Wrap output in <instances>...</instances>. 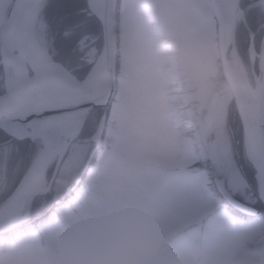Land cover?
<instances>
[{
    "label": "rangeland",
    "instance_id": "rangeland-1",
    "mask_svg": "<svg viewBox=\"0 0 264 264\" xmlns=\"http://www.w3.org/2000/svg\"><path fill=\"white\" fill-rule=\"evenodd\" d=\"M15 1L0 0V40ZM157 1L117 3V60L123 71L116 76L102 148L90 169L89 212L68 235V247L63 236H54L49 247L66 246L78 264H264V186L222 69L213 56L192 61L174 30L164 26ZM89 6L91 14H86L80 11L86 7L83 0H42L33 19L36 39L51 59L74 71L87 68L85 75L103 46L99 18ZM201 8L199 31L210 30L209 3ZM253 15L243 7L235 19L234 50L241 73L257 89L258 77L252 80L246 71L252 62L247 38ZM92 47L99 49L97 55ZM2 55L0 41L1 82L5 69L15 76ZM191 63L200 64L199 72ZM214 92L219 99L207 129L204 116ZM102 112L89 114L83 128L88 141L72 148L86 155L93 148L89 137ZM20 132L32 135L33 129L27 125ZM27 139L36 144L28 148L29 164L41 137ZM22 156L0 144V203L20 183L27 159ZM214 177L238 200L257 209L263 205L259 215L242 217L222 204ZM28 213L25 208L19 220ZM19 220L0 235V264H40L39 230L21 227Z\"/></svg>",
    "mask_w": 264,
    "mask_h": 264
},
{
    "label": "flooded vegetation",
    "instance_id": "flooded-vegetation-1",
    "mask_svg": "<svg viewBox=\"0 0 264 264\" xmlns=\"http://www.w3.org/2000/svg\"><path fill=\"white\" fill-rule=\"evenodd\" d=\"M83 1L86 7L80 11L83 10L82 12L91 14L89 6L90 0ZM204 1L209 3V10L211 11V13H209L210 17L208 18V26L210 30L199 31V25L202 23V21H200L202 16L201 6ZM216 1V4L223 9L220 0ZM117 3H119V0H117ZM157 3L160 8V15L164 21V26H166V29L170 33L171 29L174 30V38L178 42L185 44V49L192 61H202L205 57L213 56L216 58L215 61L218 62L220 68H222L219 49V20L216 11L214 10V0H158ZM243 7L254 12V15L250 17V26L248 28L249 38H247V45L252 52V62L249 69L246 71H249V77H251L252 80L255 81V78L258 77L259 84H262V99L264 107V0H240L239 9L236 18L234 19L238 20V16ZM182 27L188 28L189 31L182 33ZM251 29H254L255 32L252 33L250 31ZM188 46L190 49H188ZM237 58L239 59L238 55ZM190 66L194 73L199 72L200 64L198 66L196 63H191ZM0 67L3 69L5 68L1 62ZM74 69L75 68L71 69L72 72H74ZM120 71L122 73L123 69L119 66V61L117 60L116 76H118ZM29 73L32 74V71L30 70ZM9 76L8 69L7 71L5 69V78L3 79V82H1L2 77L0 76V94L8 92L10 88L14 87L13 84L7 86L6 81ZM122 76L124 79L127 77L126 73H123ZM13 78H15V76ZM249 84L253 89L255 88L250 82ZM110 107L111 103L108 108L109 110L106 112V124ZM103 113L104 111L101 115ZM83 128H85V125ZM83 128H81V132L77 138L73 139L69 144L62 157L59 152L60 150L54 152L51 161L39 176L30 192H16V185L14 189L15 191L11 195L13 198L17 197V202L13 207H17L19 204L22 206V210L15 221L17 219L19 220L24 209L27 208L29 210L28 216L23 221L19 220L21 221L20 226H35L39 230V233L37 234L40 243L37 244L39 246L40 244L42 245L40 250L43 252L40 264H78L76 263V260L74 261L72 258L70 254L71 250L67 249L66 246L50 248L49 243L51 242V239H54V236L57 238L63 236L68 242V247V244H71L72 242L68 235L74 233L73 231L78 228L76 226L77 224L85 221L84 219L89 212L88 210L92 196V178L90 169L98 154L96 153L93 160L87 168L84 169L88 156L93 148L89 149L87 155L82 154L81 151L77 150L79 147L73 146L72 148V145H80L81 143H86L88 141V138L85 137L86 134H84ZM0 131V133H2L0 144H8L11 146V150L14 151V153L22 152L23 156L21 158L27 156L29 147L36 145L35 142L32 143L26 138H20L15 135L10 136L5 133V130L3 129H0ZM104 135L105 132L103 133V137ZM103 137L98 152L102 148ZM89 138L90 142H92L91 135ZM37 143H40L41 146L39 145L40 147H38L37 150H34L36 153L32 157V160L27 164V156L24 165L21 167L22 177L32 164L38 151L43 147V141L40 140ZM20 145L25 147L24 151L20 148ZM83 157V162L81 160L80 164H78L79 158ZM20 161H22V159ZM20 161H16V165L19 166ZM15 194H18V196H14ZM9 198L2 201L0 205L7 203ZM11 227H13V225ZM11 227L9 229H11ZM73 243L75 244V242Z\"/></svg>",
    "mask_w": 264,
    "mask_h": 264
},
{
    "label": "water",
    "instance_id": "water-1",
    "mask_svg": "<svg viewBox=\"0 0 264 264\" xmlns=\"http://www.w3.org/2000/svg\"><path fill=\"white\" fill-rule=\"evenodd\" d=\"M42 0H35L38 4ZM214 0V10L216 11L217 18L219 20V49H220V59L222 65V72L225 81L233 95L237 111L241 118L242 124L246 136L249 135L251 143L253 145L256 160L258 162V174L259 178L264 186V110L262 102V84L257 87L258 100L262 103V112L260 118L258 119L253 106L248 100L241 83L239 81L237 72L235 70V58L233 57L234 49V22L239 9L240 0H229L231 5L230 16L226 18L225 12L219 5L216 4ZM117 0H103V17H99L102 32H103V48L102 53L105 55V73L107 80V88L102 93H91L90 96L80 99L77 101H71L69 103H63L56 106H51L41 108H27L22 110H0V127L5 129L9 126H19V125H31L35 122L48 121L56 117H63L67 114L76 115L77 124L70 134H65V130L62 127L59 128V137L63 141L64 145L60 149V155L64 154L65 150L73 139L81 132V128L85 124L88 114L95 108H107L111 102L112 96L115 91V73H116V21H117ZM11 21V15L7 19L3 29L1 42L3 44V37L5 34V29ZM3 51V45H2ZM93 53H97V49L92 48ZM13 56L16 57L18 63L19 78L13 88H10L8 92L0 96V99L10 97L15 91L18 92L23 87V82L27 79H32L37 75V71L30 65L27 60V50L25 47H21L13 51ZM4 59V56H3ZM52 60V59H51ZM52 62L57 65L60 73L64 74L68 80H75L77 83H83L84 80L77 79L69 69H66L60 63L52 60ZM93 63V60H90ZM31 67L33 75L30 76L28 67ZM49 68V67H48ZM47 67H42L39 71L40 77L45 76L52 69ZM62 89V88H61ZM64 90V89H63ZM82 94H87V91H83ZM20 93H18V98ZM218 100V94L213 93L206 115L205 122L207 127L210 128L215 119V107L216 101ZM197 111L201 112V107H197ZM241 112L245 114L247 124L244 123ZM106 122V114H103L99 120L97 129L91 135V139L95 143L94 148L91 150L87 163L84 169L90 164L93 159L94 154L100 147L102 135L104 132ZM44 141V147L38 151L36 158L32 161L31 166L25 172L23 179L21 180L16 192H30L36 183L39 176L42 174L48 163L51 161L54 155V149ZM83 169V170H84ZM217 190L228 202V204L241 210L243 213L249 215H255L257 210L247 204L241 203L235 199L226 189L225 184L222 180L214 178ZM15 196H18V194ZM13 199V197H11ZM22 206L20 204L17 207H13L7 214H0V234L11 224L15 218L20 214Z\"/></svg>",
    "mask_w": 264,
    "mask_h": 264
},
{
    "label": "bare ground",
    "instance_id": "bare-ground-1",
    "mask_svg": "<svg viewBox=\"0 0 264 264\" xmlns=\"http://www.w3.org/2000/svg\"><path fill=\"white\" fill-rule=\"evenodd\" d=\"M224 9L225 16H230L231 5L229 0H220ZM90 5L99 17H103V0H90ZM37 3L35 0H16L11 11V21L5 29L3 37V55L7 64L14 66L15 77L19 75L18 63L16 57L13 56V51L23 48L27 50V60L30 65L37 71V75L32 79H26L23 82V87L10 97L0 99V110H22L27 108H45L56 106L71 101L84 99L91 95V93H102L107 88V80L105 73V55L101 53L96 62L94 63L90 72L87 75L78 76L74 75L77 79L84 80L83 83H77L75 80H68L64 74L60 73L57 65H55L51 56L42 47L36 39L33 19ZM233 57L235 58V70L237 72L241 86L253 106L256 116L259 119L262 112V103L258 100V92L256 88H252L248 80L241 73L240 61L233 50ZM61 65L65 62L59 61ZM42 67H49L52 71L48 72L45 76L40 77L39 71ZM66 68V67H65ZM69 69V68H66ZM70 71V70H69ZM71 72V71H70ZM7 85L15 81L13 77H8ZM62 88V89H61ZM64 89V90H63ZM83 91H87V94ZM18 93L20 96L18 98ZM55 94V95H53ZM54 101H53V100ZM244 123L247 124L245 114L241 112ZM77 124L76 115L67 114L63 117H56L48 121L35 122L31 124L33 129L32 136L44 138L54 151L60 150L64 143L59 138L57 128L67 127L69 131L65 134H70ZM18 127L10 126L7 130L10 133L18 131ZM47 130V131H46ZM49 131V133H47ZM20 134H23L20 132ZM247 141L251 156L254 159L257 168L258 162L256 160L255 151L251 143L249 135ZM17 202V197L13 198L4 208L0 210V214L10 209Z\"/></svg>",
    "mask_w": 264,
    "mask_h": 264
},
{
    "label": "trees",
    "instance_id": "trees-1",
    "mask_svg": "<svg viewBox=\"0 0 264 264\" xmlns=\"http://www.w3.org/2000/svg\"><path fill=\"white\" fill-rule=\"evenodd\" d=\"M65 67H66V65L65 64H63ZM66 68H69V67H66ZM69 69H72V68H69ZM86 70H87V68H84V69H80V71H78V70H75L74 72H75V74H77L78 75V77H80L81 75H84V73L86 72ZM262 208H263V205H260V209H259V211H261L262 210Z\"/></svg>",
    "mask_w": 264,
    "mask_h": 264
}]
</instances>
